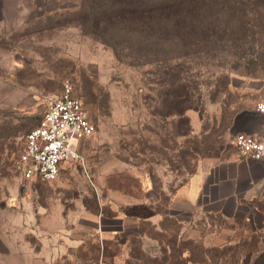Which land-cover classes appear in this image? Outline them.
Wrapping results in <instances>:
<instances>
[{"label":"rangeland","instance_id":"1","mask_svg":"<svg viewBox=\"0 0 264 264\" xmlns=\"http://www.w3.org/2000/svg\"><path fill=\"white\" fill-rule=\"evenodd\" d=\"M230 1L223 38L183 41L104 30L91 0H0V264H264L250 222L187 207L179 240L164 216L178 176L229 138L242 95L264 82V0ZM65 79L96 132L57 179H26L15 160ZM233 228L242 240L213 245Z\"/></svg>","mask_w":264,"mask_h":264},{"label":"crops","instance_id":"2","mask_svg":"<svg viewBox=\"0 0 264 264\" xmlns=\"http://www.w3.org/2000/svg\"><path fill=\"white\" fill-rule=\"evenodd\" d=\"M237 88L243 94L247 92L244 85ZM261 98H264L263 81L254 89L253 95H242L241 105L235 107L230 115L229 138L213 148L206 156L199 158L187 180L182 179L179 183L178 176L169 206L167 204L163 206L166 210L164 216L173 218L181 227L178 230L179 240L192 236V232H188L189 228L186 227L187 223L195 220L194 215L188 218L180 215V212L188 207L192 214L202 213L207 217L220 216L252 223L256 227L254 229L257 234L256 248L252 252H264V232L259 229L264 227V161L241 155L234 145L236 133H255L261 130L264 117L256 110V104ZM194 128L196 132L198 128L196 126ZM149 192L150 188H147V200L153 204L157 203L158 199L151 198ZM151 216L156 219L157 213L152 210ZM224 235L225 238L213 245H232L245 236L243 231L241 234L237 233L235 228ZM163 264L212 263L187 258L180 262L169 260Z\"/></svg>","mask_w":264,"mask_h":264},{"label":"built area","instance_id":"3","mask_svg":"<svg viewBox=\"0 0 264 264\" xmlns=\"http://www.w3.org/2000/svg\"><path fill=\"white\" fill-rule=\"evenodd\" d=\"M256 110L264 115V98L257 102ZM95 132L96 125L75 95L72 81L65 79L61 93L49 100L38 124L27 133L14 167L26 179L53 181L65 163L82 161L80 146ZM234 145L241 155L264 161V125L260 136L238 132Z\"/></svg>","mask_w":264,"mask_h":264},{"label":"trees","instance_id":"4","mask_svg":"<svg viewBox=\"0 0 264 264\" xmlns=\"http://www.w3.org/2000/svg\"><path fill=\"white\" fill-rule=\"evenodd\" d=\"M89 7L87 17L104 30L116 25L144 39L185 41L223 38L224 14L232 5L228 0H91Z\"/></svg>","mask_w":264,"mask_h":264},{"label":"water","instance_id":"5","mask_svg":"<svg viewBox=\"0 0 264 264\" xmlns=\"http://www.w3.org/2000/svg\"><path fill=\"white\" fill-rule=\"evenodd\" d=\"M260 113V112H259ZM261 114V113H260ZM263 117H264V115L263 114H261ZM264 125V124H263ZM263 125H262V128H261V130L260 131H258V132H255V133H251V132H247V133H251V134H255V135H257V136H260L261 134H262V131H263ZM237 134V133H236ZM235 134V135H236ZM235 135H234V138H235Z\"/></svg>","mask_w":264,"mask_h":264}]
</instances>
